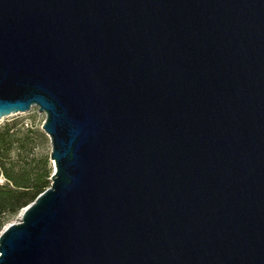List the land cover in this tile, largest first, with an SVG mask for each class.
Here are the masks:
<instances>
[{"label":"water","instance_id":"1","mask_svg":"<svg viewBox=\"0 0 264 264\" xmlns=\"http://www.w3.org/2000/svg\"><path fill=\"white\" fill-rule=\"evenodd\" d=\"M32 107L55 170L0 264H264V0H0Z\"/></svg>","mask_w":264,"mask_h":264},{"label":"rangeland","instance_id":"2","mask_svg":"<svg viewBox=\"0 0 264 264\" xmlns=\"http://www.w3.org/2000/svg\"><path fill=\"white\" fill-rule=\"evenodd\" d=\"M45 118V113L36 107L31 112L12 114L0 119V179L5 180L4 164L7 170L14 173L32 167L40 173L45 171L49 175V185L51 184L50 176L55 166L50 158L51 140L43 130ZM9 186L12 187L11 184ZM24 207L19 206L13 212L3 213L0 233L7 225L19 221Z\"/></svg>","mask_w":264,"mask_h":264},{"label":"trees","instance_id":"3","mask_svg":"<svg viewBox=\"0 0 264 264\" xmlns=\"http://www.w3.org/2000/svg\"><path fill=\"white\" fill-rule=\"evenodd\" d=\"M3 169L5 182L0 183V227L4 212H13L19 206H26L51 185H49V175L45 171L40 173L32 167L14 173L7 170L4 164ZM10 184L12 187L9 186Z\"/></svg>","mask_w":264,"mask_h":264},{"label":"built area","instance_id":"4","mask_svg":"<svg viewBox=\"0 0 264 264\" xmlns=\"http://www.w3.org/2000/svg\"><path fill=\"white\" fill-rule=\"evenodd\" d=\"M34 108H36V107H32V109H31L29 112L33 111ZM37 108H38V107H37ZM4 181H5V180L0 179V183H4Z\"/></svg>","mask_w":264,"mask_h":264}]
</instances>
